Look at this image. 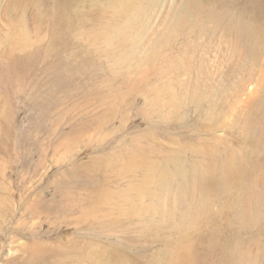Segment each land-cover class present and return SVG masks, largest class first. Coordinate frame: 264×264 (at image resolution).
Listing matches in <instances>:
<instances>
[{
    "label": "rangeland",
    "instance_id": "rangeland-1",
    "mask_svg": "<svg viewBox=\"0 0 264 264\" xmlns=\"http://www.w3.org/2000/svg\"><path fill=\"white\" fill-rule=\"evenodd\" d=\"M201 1L0 0V264H264V50L229 29L264 0Z\"/></svg>",
    "mask_w": 264,
    "mask_h": 264
},
{
    "label": "bare ground",
    "instance_id": "bare-ground-1",
    "mask_svg": "<svg viewBox=\"0 0 264 264\" xmlns=\"http://www.w3.org/2000/svg\"><path fill=\"white\" fill-rule=\"evenodd\" d=\"M149 1H151V0H149ZM181 1H182L181 7H180V9L177 12L176 17H175L177 24H181L184 21L188 20L189 16H191V15H194L196 20H203L202 18L206 17V18L214 19V20L218 21L221 18V15L218 14L215 10L208 9V8L204 7V4L202 3V1L200 2V0H181ZM229 26H230L229 29L232 30L233 33L235 34L236 46L238 48L239 53L245 54V55L251 57L256 50H264V29L258 27V25H255L251 20H248V19L242 18V17H239L236 19L231 18V20L229 21ZM252 109L253 108L251 107V110ZM259 113H258V116H260ZM251 121H253V120H251ZM254 126H255V124H254ZM258 133H259V131H258ZM260 133H261V137L263 139L264 138V127L261 128ZM258 138H260V137H258ZM262 141H264V140H262ZM160 173H161L160 174L161 179L160 178L159 179L163 180L165 185H167V184L169 185V183L166 184V182H168V181L170 182L171 180H173L175 178H177V179L179 178V180H178V182H179L178 183V191H180V192H186L188 188L192 189L193 191L204 190L205 182H207V179H210L212 177V175H214L213 169H211L207 164H203V163H193V164L188 165V166H177V167H175V166L170 167L167 165L163 168V170ZM216 175L219 177H225V169L220 168L217 171ZM161 183H163V182H161ZM199 193H200V191H199ZM179 196H180V194H179ZM260 200L264 201V192H263ZM250 205H252V203L248 204V206H250ZM190 207H193V206H190ZM190 210H188V211H190Z\"/></svg>",
    "mask_w": 264,
    "mask_h": 264
}]
</instances>
